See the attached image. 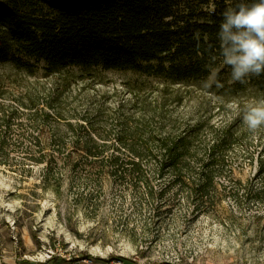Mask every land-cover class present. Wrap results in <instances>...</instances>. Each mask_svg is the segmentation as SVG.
<instances>
[{"label":"rangeland","instance_id":"374dc122","mask_svg":"<svg viewBox=\"0 0 264 264\" xmlns=\"http://www.w3.org/2000/svg\"><path fill=\"white\" fill-rule=\"evenodd\" d=\"M43 65L38 63L36 74L29 76L0 63V104L16 111L6 146L15 164H0L1 258L13 256L18 264H43L36 260L37 254L51 249L53 258L45 263L56 264L63 253L74 260L90 258L92 263L108 264L117 260L122 264H264V174H257L255 162L264 147V125L252 132L241 121L227 147L223 169L202 195L190 194L199 185L191 181L198 178L202 162L194 163L182 186L172 184L171 174L157 176L149 162L141 164L142 177L130 175L127 164L133 152L128 141L117 140L120 126L115 121L101 126L114 125L110 137L94 136L105 145V155L121 157L120 173L92 167L86 160L72 168L56 157L50 126L38 120L24 95L33 80L49 87L52 79L44 78ZM68 73L78 77L65 95L61 109L65 117H80L74 108L94 113L101 106L111 119L149 120L147 132L202 122L197 156L203 161L208 160L203 146L234 119H242L245 106L264 98L250 85L239 93L209 89L217 81L234 82L223 62L201 85L172 84L129 70L70 67ZM37 85L46 92L42 83ZM38 107L55 113L43 101L39 100ZM70 141L69 136L66 147L74 161L85 158ZM38 146L47 158H57L61 196L39 184L44 164L30 159ZM22 169L29 174L21 175Z\"/></svg>","mask_w":264,"mask_h":264},{"label":"trees","instance_id":"16d2710c","mask_svg":"<svg viewBox=\"0 0 264 264\" xmlns=\"http://www.w3.org/2000/svg\"><path fill=\"white\" fill-rule=\"evenodd\" d=\"M234 3L236 0H0V63L10 64L29 76L36 74L38 63L44 64V78L52 79L49 87L33 80V87L24 95L38 120L50 126V142L63 165L76 168L86 160L92 167H109L113 174L120 173L121 157L105 155V145L94 136L104 140L112 134V126L118 124L117 140L128 141L133 152L127 164L130 175L142 177L141 164L149 162L157 176L171 174L172 184L182 186L194 163L202 162L198 178L191 181L199 185L190 190V194L202 195L223 169L227 147L236 137L234 130L242 119H234L212 143L203 146L208 157L203 161L197 156L202 122L166 132H147L149 120L131 123L128 119H111L101 106L94 113L74 108L75 116H80L75 120L65 117L61 109L78 77L68 73L70 67L129 70L172 84H206L222 63L217 42L221 13ZM197 31L199 47L193 38ZM217 75L222 74L218 71ZM36 83H42L46 92L42 93ZM221 85L217 87L215 83L208 88L216 93H239L250 85L264 95V74L246 77L244 83ZM39 100L55 113L39 108ZM15 114L0 104V164L9 166L15 163L6 149L7 132ZM109 120L116 124L103 129L101 126ZM69 136L74 150L85 158L74 161L66 147ZM36 142L41 143L40 137ZM38 150L30 159L44 164L39 184L43 190L61 196L62 173L55 168L57 158H47L41 146ZM255 162L257 174H264V147ZM23 173L27 176L29 171L22 169L20 174Z\"/></svg>","mask_w":264,"mask_h":264},{"label":"clouds","instance_id":"9594fccd","mask_svg":"<svg viewBox=\"0 0 264 264\" xmlns=\"http://www.w3.org/2000/svg\"><path fill=\"white\" fill-rule=\"evenodd\" d=\"M218 56L231 69L234 82L264 74V0H236L221 13ZM199 47V32L194 33ZM208 86V85H206ZM217 87L222 85L216 82ZM242 120L255 132L264 125V98L244 107Z\"/></svg>","mask_w":264,"mask_h":264},{"label":"built area","instance_id":"2783aa9c","mask_svg":"<svg viewBox=\"0 0 264 264\" xmlns=\"http://www.w3.org/2000/svg\"><path fill=\"white\" fill-rule=\"evenodd\" d=\"M42 253L37 254L36 260L38 262L45 263L53 258L54 252L51 249H47L45 251H41ZM60 260L57 261L56 264H92V260L90 258H83L79 260H74L69 254L60 253ZM115 264H122L120 260L115 261Z\"/></svg>","mask_w":264,"mask_h":264},{"label":"crops","instance_id":"0c3cea01","mask_svg":"<svg viewBox=\"0 0 264 264\" xmlns=\"http://www.w3.org/2000/svg\"><path fill=\"white\" fill-rule=\"evenodd\" d=\"M12 257H7L6 255H2V258L0 257V264H18L15 261V259H12ZM43 264H49V263H43ZM92 264H108V263L99 262V263H92Z\"/></svg>","mask_w":264,"mask_h":264}]
</instances>
